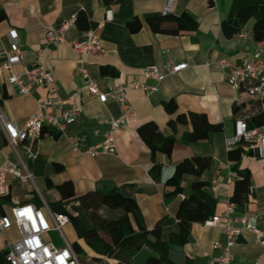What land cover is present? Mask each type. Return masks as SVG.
Listing matches in <instances>:
<instances>
[{
    "label": "crops",
    "instance_id": "crops-1",
    "mask_svg": "<svg viewBox=\"0 0 264 264\" xmlns=\"http://www.w3.org/2000/svg\"><path fill=\"white\" fill-rule=\"evenodd\" d=\"M232 1L175 0L172 15L189 14L196 21L197 29L169 37L152 32L144 20L147 14L161 13L165 0H114L108 6L103 0H0V50L9 49V32L14 31V41L25 51V64H32L34 52L41 49L43 66L53 78V84L47 90H37L32 97H23L6 82V74L0 73V113L18 127L26 124L37 103L47 96L58 95L65 99L77 88H82L83 80L76 72L81 66L103 92L107 90V79L113 85L131 82L152 85L143 78L146 69L155 68L163 77L157 91L150 96L141 90L126 92L134 118L130 124L113 132L115 155L91 158L78 155L73 150L70 138L85 135L89 145L99 144L110 131L111 122L121 116L116 100L100 104L86 91L78 99L80 116L64 135L44 130L32 147L25 143L11 147L0 130V163L6 160L32 176L31 181L22 183L6 175L7 191L0 195V215L13 222V208L32 204L49 219L48 212L52 211L48 204L56 202L58 194L47 188V180L52 185L70 182L76 197L92 191L106 193L118 189L135 200L140 225L145 231H152L162 220L171 222L160 232V240L169 243V236L179 230L174 216L181 198L178 195L164 199V184L172 176L175 166L184 159L199 157L210 160L200 181L209 183L210 195L216 200L213 216H221L227 194L232 191L225 142L232 136L236 120L243 119L248 124L257 114L259 102L239 95L226 82L218 64L224 60L236 66L247 59L255 47L264 46L253 41L252 22L232 38L224 36L220 25L227 17ZM72 16L75 21L64 33L65 43L59 46L46 44V32L58 30ZM133 20L140 24L135 32L127 26ZM89 31L98 36L102 51L95 56H86L81 64L72 44L82 41ZM3 61L4 58H0V64ZM178 64H186L187 68L177 74L168 73V68ZM22 70L23 67L14 68L15 73ZM236 100L241 102L239 107ZM169 101H173L176 112L204 114L210 123L222 124V130L211 133L205 142L189 143V126H178L172 154L168 157L157 153L154 157L161 166L159 180L154 181L148 174L152 166L150 153L137 129L152 122L162 136H172L167 123L173 115L163 108V104ZM234 106L237 109L235 114ZM28 150H31V155ZM55 164L62 170L56 172ZM240 169L250 173V191L242 212L237 214L244 215L258 229H264V159L247 151L240 162ZM194 180L190 176L184 178L183 197L188 194ZM223 223L221 218L216 227L192 224L185 244H168L170 264H210L220 254V251L212 249V245L219 243L224 246L226 242L221 230ZM68 226L62 229L64 238L63 230ZM47 234L43 240L52 243L48 241ZM19 238L14 223L0 236V264H7L4 259L6 244ZM231 253L234 264H264V247L259 246L250 233L239 238ZM157 256L150 247L143 246L127 264H146L149 257Z\"/></svg>",
    "mask_w": 264,
    "mask_h": 264
},
{
    "label": "built area",
    "instance_id": "built-area-1",
    "mask_svg": "<svg viewBox=\"0 0 264 264\" xmlns=\"http://www.w3.org/2000/svg\"><path fill=\"white\" fill-rule=\"evenodd\" d=\"M174 1L165 0L161 12L163 16L172 14ZM74 21L75 17L72 16L58 30H48L45 35L46 44L54 46L64 44V33ZM9 37L11 40L9 49L0 50V58H4L0 64V73L6 74V82L15 88L18 95L23 97H32L37 90H47L51 87L53 78L43 66V50L39 49L34 52L33 63L26 65L25 51L14 41V31L9 32ZM72 48L77 53L81 64L86 56H95L102 51L98 36L91 31L84 34L82 41L73 43ZM218 65L225 74L226 82L239 95L259 102L260 109L264 111V46L255 47L249 57L236 66H231L224 60L220 61ZM16 67H23V70L15 73L14 68ZM186 68V64H178L168 68V73L177 74ZM76 72L83 80L82 88H77L72 95L65 99L58 95L47 96L37 103L35 112L23 127H18L9 121L5 114L0 113V130L9 146L15 147L18 143H25L28 147H32L39 141L44 130L66 134L68 128L74 125L80 116L78 99L81 93L86 91L90 96L96 97L100 104H104L108 100H116L121 116L111 122L110 131L99 144L89 145L85 135L70 138L73 150L78 155H87L91 158L98 155H115L113 132L130 124L134 118V111L126 100V92L141 90L146 93V96H150L157 91V86L163 79L157 69L150 68L143 71V78L146 82H152V85L139 82L113 85L110 79H107V90L103 92L82 66ZM240 105L241 102L236 100V106ZM240 142L248 144V149L259 158L264 159V126L250 128L245 120H236L233 134L225 142L226 151L231 150ZM28 153L31 155V150H28ZM228 170L229 180L232 184L236 175L229 168ZM8 174L22 183H27L32 179L28 171L5 160L0 163V195H4L7 191L5 177ZM230 196L231 194L228 192L223 214L212 216L203 223L206 227H216L221 218L224 222L221 230L226 242L224 246L219 243L212 245V249L220 251V254L213 258L210 264H234L231 248L244 233L252 234L256 243L264 247V229H258L244 215L237 214L236 206L229 201ZM180 198L183 196L180 195ZM48 216L49 219L32 204L13 208V222L8 217L0 215V236L9 230L13 223L20 234L17 241L6 244L5 261L7 264H81L70 244L62 235L63 227L69 223L68 217L50 212H48ZM51 231L61 235L64 242L63 247L58 248L43 240V236ZM108 260L104 258V261Z\"/></svg>",
    "mask_w": 264,
    "mask_h": 264
},
{
    "label": "trees",
    "instance_id": "trees-1",
    "mask_svg": "<svg viewBox=\"0 0 264 264\" xmlns=\"http://www.w3.org/2000/svg\"><path fill=\"white\" fill-rule=\"evenodd\" d=\"M113 1L103 0V3L108 6ZM144 20L152 32L163 36L175 37L197 29L196 21L187 13L177 17L172 14L165 16L161 13L147 14ZM249 22H252L253 41L264 44V0H233L228 15L220 27L224 36L230 39L240 33ZM127 26L132 32L140 28L137 20L127 23ZM163 108L168 114L173 115L167 123L173 132L172 136H162L152 122L144 123L137 129L138 136L150 153L152 166L148 174L154 181H158L161 174V166L155 162L154 157L157 153L168 157L172 154L174 135L178 126H189L187 136L189 143L205 142L211 133L222 130V124L210 123L204 114L176 112L173 101L164 103ZM236 112L234 106V114ZM262 123L264 111L259 107L248 126L261 127ZM247 151L249 154L252 152L248 149V144L240 142L226 153L229 169L236 175L229 201L236 206L237 213L242 212L249 195L250 173L246 169H240V162ZM209 164L210 160L207 158L184 159L175 166L172 176L165 182L163 197L170 199L183 194L182 182L186 176L195 178L191 182L188 194L181 198L177 207L174 219L179 230L169 236V243L160 240V232L163 226L171 222L162 220L152 231H145L140 225L135 200L118 189L106 193L92 191L76 197L70 182L52 185L47 180V188L54 189L58 194L57 201L48 206L52 213L68 217V224L72 226L76 236L71 248L81 264H127L143 246L150 247L158 255L149 257L146 264H170L167 259L168 244H185L189 238L191 225L203 224L214 215L216 200L210 195L209 183L200 181ZM54 169L59 172L62 167L55 164ZM68 206L71 212L66 209ZM102 210L107 212L105 217L99 214ZM150 237L153 240H149ZM104 258L109 260L104 261Z\"/></svg>",
    "mask_w": 264,
    "mask_h": 264
},
{
    "label": "rangeland",
    "instance_id": "rangeland-1",
    "mask_svg": "<svg viewBox=\"0 0 264 264\" xmlns=\"http://www.w3.org/2000/svg\"><path fill=\"white\" fill-rule=\"evenodd\" d=\"M69 211L71 212L72 210L68 208ZM101 216L105 217L107 215V212L105 210L100 211L99 213ZM63 234L66 238V241L69 244H72L73 242L76 241L75 233L71 226L69 225L65 230H63ZM47 239L48 241L52 242L56 247H61L63 246V241L61 240L59 234L55 231H51L47 234ZM82 258L80 257V260Z\"/></svg>",
    "mask_w": 264,
    "mask_h": 264
}]
</instances>
